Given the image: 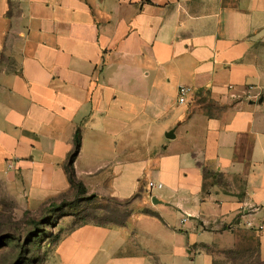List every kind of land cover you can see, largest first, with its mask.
<instances>
[{"label": "crops", "instance_id": "obj_1", "mask_svg": "<svg viewBox=\"0 0 264 264\" xmlns=\"http://www.w3.org/2000/svg\"><path fill=\"white\" fill-rule=\"evenodd\" d=\"M79 128L77 179L135 213L74 227L63 264H213L191 247L238 221L264 261V0H0V182L74 191Z\"/></svg>", "mask_w": 264, "mask_h": 264}, {"label": "rangeland", "instance_id": "obj_2", "mask_svg": "<svg viewBox=\"0 0 264 264\" xmlns=\"http://www.w3.org/2000/svg\"><path fill=\"white\" fill-rule=\"evenodd\" d=\"M24 191L23 185L0 182V264H63L57 245L74 227L124 225L135 213L128 201L98 196L89 199L92 194L78 195L76 190L31 205ZM259 233V228L249 229L238 221L232 229L216 234L213 243L196 244L191 250L210 255L217 264H264L259 257Z\"/></svg>", "mask_w": 264, "mask_h": 264}, {"label": "trees", "instance_id": "obj_3", "mask_svg": "<svg viewBox=\"0 0 264 264\" xmlns=\"http://www.w3.org/2000/svg\"><path fill=\"white\" fill-rule=\"evenodd\" d=\"M81 146H82V131L79 128L75 134L74 148L69 155L68 163L66 166V171L68 174L69 183H70L71 187L73 188V190H76L78 195H84L87 193V190H86L84 184L77 179V176L75 173V167H74V163H75V160H76V158H77V156L81 150ZM209 178H214V175L209 173V172H205V180H208ZM205 187H206V184H205ZM96 197H97V195L92 194L89 199H95ZM227 229H231V228H228L226 226V227H224L223 231H225ZM257 244H258V250H259V257H260V240H259V238H258ZM213 264H217V263H214V260H213Z\"/></svg>", "mask_w": 264, "mask_h": 264}, {"label": "built area", "instance_id": "obj_4", "mask_svg": "<svg viewBox=\"0 0 264 264\" xmlns=\"http://www.w3.org/2000/svg\"><path fill=\"white\" fill-rule=\"evenodd\" d=\"M192 93V89L188 86H180L178 89V103L179 105H185L188 103V97L189 95ZM156 187H161V186H157L156 184H154L153 182H150L148 184V188L150 190H153ZM248 227H251V224H248ZM263 227L260 226L259 227V231H262Z\"/></svg>", "mask_w": 264, "mask_h": 264}, {"label": "water", "instance_id": "obj_5", "mask_svg": "<svg viewBox=\"0 0 264 264\" xmlns=\"http://www.w3.org/2000/svg\"><path fill=\"white\" fill-rule=\"evenodd\" d=\"M167 137H168V138H171V139L175 138L174 132H171ZM153 203H154V204H158L159 201H158L156 198H154V199H153Z\"/></svg>", "mask_w": 264, "mask_h": 264}]
</instances>
